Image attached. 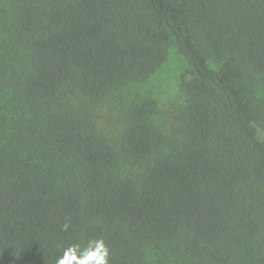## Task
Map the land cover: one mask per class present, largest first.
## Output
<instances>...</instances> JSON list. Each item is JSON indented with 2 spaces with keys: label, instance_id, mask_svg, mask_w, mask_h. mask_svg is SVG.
Listing matches in <instances>:
<instances>
[{
  "label": "trees",
  "instance_id": "obj_1",
  "mask_svg": "<svg viewBox=\"0 0 264 264\" xmlns=\"http://www.w3.org/2000/svg\"><path fill=\"white\" fill-rule=\"evenodd\" d=\"M5 17L0 264H55L100 236L109 264H151L152 246L264 264V0H9ZM170 46L187 64L173 138L149 96L100 133L92 107Z\"/></svg>",
  "mask_w": 264,
  "mask_h": 264
},
{
  "label": "rangeland",
  "instance_id": "obj_2",
  "mask_svg": "<svg viewBox=\"0 0 264 264\" xmlns=\"http://www.w3.org/2000/svg\"><path fill=\"white\" fill-rule=\"evenodd\" d=\"M8 3L9 0H0V39L8 30V21L5 17ZM186 68L185 60L175 47L170 46L166 60L150 76L116 89L92 107L93 119L98 131L109 138L115 137L122 126L119 112L121 104L140 96H149L156 101L157 109L153 116L155 127L169 138H173V128L185 102L184 96L179 91V79ZM254 89L258 96H263L264 81L255 79ZM168 255L166 258L162 249L156 246L146 251V257L151 264H175L173 256Z\"/></svg>",
  "mask_w": 264,
  "mask_h": 264
},
{
  "label": "clouds",
  "instance_id": "obj_3",
  "mask_svg": "<svg viewBox=\"0 0 264 264\" xmlns=\"http://www.w3.org/2000/svg\"><path fill=\"white\" fill-rule=\"evenodd\" d=\"M67 230L68 224L62 226ZM110 249L102 236L89 239L84 246L79 242L63 248L55 264H109Z\"/></svg>",
  "mask_w": 264,
  "mask_h": 264
}]
</instances>
